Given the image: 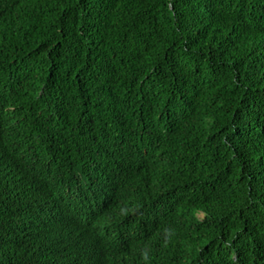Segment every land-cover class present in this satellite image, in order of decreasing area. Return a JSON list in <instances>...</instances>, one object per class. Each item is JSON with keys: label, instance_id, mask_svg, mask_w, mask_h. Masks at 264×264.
<instances>
[{"label": "trees", "instance_id": "1", "mask_svg": "<svg viewBox=\"0 0 264 264\" xmlns=\"http://www.w3.org/2000/svg\"><path fill=\"white\" fill-rule=\"evenodd\" d=\"M0 264H264V0H0Z\"/></svg>", "mask_w": 264, "mask_h": 264}, {"label": "clouds", "instance_id": "2", "mask_svg": "<svg viewBox=\"0 0 264 264\" xmlns=\"http://www.w3.org/2000/svg\"><path fill=\"white\" fill-rule=\"evenodd\" d=\"M94 170L87 173L85 179L77 183L73 199L82 207V214L77 218L86 224L99 221L112 211V207L116 206L117 199L113 194L110 182L102 186L93 183ZM50 210L47 211V214ZM201 217L202 214H199ZM172 217L168 216L164 220L169 221Z\"/></svg>", "mask_w": 264, "mask_h": 264}]
</instances>
